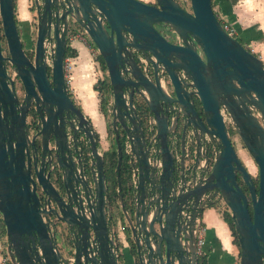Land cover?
<instances>
[{"label": "water", "instance_id": "obj_1", "mask_svg": "<svg viewBox=\"0 0 264 264\" xmlns=\"http://www.w3.org/2000/svg\"><path fill=\"white\" fill-rule=\"evenodd\" d=\"M188 2L187 10L175 0H66L63 8L61 0H32L34 38L27 52L13 0H0V219L10 264H122L110 235L116 221L124 223L119 229L132 264H198L193 222L215 194L233 222L238 264H264V65L225 32L211 0ZM68 19L69 30L94 46L106 70L115 172L119 139L129 150L135 179L118 194L116 211L102 170L106 150L97 152V135L67 93ZM160 28L178 41H167ZM45 39L53 40L48 65ZM130 49L142 52L152 78ZM6 63L21 84L20 97ZM158 71L167 74L170 93L158 84ZM29 110L37 125L31 133ZM224 118L257 168L256 190Z\"/></svg>", "mask_w": 264, "mask_h": 264}, {"label": "crops", "instance_id": "obj_2", "mask_svg": "<svg viewBox=\"0 0 264 264\" xmlns=\"http://www.w3.org/2000/svg\"><path fill=\"white\" fill-rule=\"evenodd\" d=\"M213 5L220 14L218 19L233 29L234 38L255 54L264 65V0H213ZM29 8V0H13V15L18 29L23 33H26L27 26L34 19V13ZM68 44L76 51V55L64 57L68 62L71 61L65 72L66 89L97 135V152L101 154L114 143L107 135L105 117L98 109L97 92L92 88L100 77V70L97 64L86 58L91 48L86 45L85 38L71 39ZM116 205L112 204L114 211L119 207L118 200ZM198 217L204 229L203 255L206 264H238V248L233 244L231 233L219 210L205 205ZM121 225L124 223L116 221L112 227L114 243L120 254L117 262L132 264L125 231L119 229ZM5 243V237H0V259L3 256L2 248L5 251Z\"/></svg>", "mask_w": 264, "mask_h": 264}, {"label": "flooded vegetation", "instance_id": "obj_3", "mask_svg": "<svg viewBox=\"0 0 264 264\" xmlns=\"http://www.w3.org/2000/svg\"><path fill=\"white\" fill-rule=\"evenodd\" d=\"M62 1V4H63V6H60L59 8H63V7H66V4H65V1L64 0H61ZM29 7H32L33 8V4H32V0L30 1V5H29ZM32 11V10H31ZM33 12V11H32ZM33 21H34V26H35V19H33ZM68 22V27H67V32H66V34H67V37H68V32H69V29H70V25H71V23L73 22L72 20H70V19H68L67 20ZM16 22V21H15ZM160 30H161V34L163 35V37H165V39L167 40V41H169V42H172V43H176L178 40H177V38H174L172 35H171V32H169L168 30H166V28H160ZM1 40V39H0ZM69 43V41H67V43H66V45H69L68 44ZM1 45V44H0ZM94 47V46H93ZM23 49H24V47H23ZM25 50V49H24ZM94 50L96 51V49L94 48ZM0 51H1V54L2 55H5V52L1 49V46H0ZM97 53V52H96ZM139 55L142 57V59H143V62L142 61H140L139 60ZM130 56L133 58V60L135 61V63L137 64V66L142 70V73L146 76V77H148V78H152L153 76H154V72L153 71H151V69L148 67V64L146 63V60H145V56L142 54V52H140V51H137V50H134V49H130ZM96 62V64H97V67H98V69L100 70V77H98L97 79H96V81L98 80V79H103V78H105L106 80H107V76H106V70L104 69H101L100 67H99V65H98V63H97V61H95ZM5 66H6V74L10 77V79H11V81H12V85H13V89H14V92L16 93V95L18 96V97H20V95H21V92H22V88H21V84H20V82H19V80H18V78H17V76L15 75V74H12V71H11V67H10V65L8 64V63H6L5 64ZM145 67V68H144ZM157 80H158V84L161 86V88L163 89V90H165L166 92H168V93H170V91H171V84H170V81H169V78H168V76H167V74L165 73V72H161V73H158L157 72ZM65 76H66V74H65ZM180 76L181 77H183V75L182 74H180ZM179 76V77H180ZM159 77L160 78H162V80H163V86L161 85V83H160V81H159ZM108 83V82H107ZM66 85V84H65ZM68 93V92H67ZM69 95V94H68ZM107 95H108V102H107V110L109 109V102H110V98H109V87H108V90H107ZM74 103V102H73ZM75 105V104H74ZM75 106H77V105H75ZM77 108H78V106H77ZM79 109V108H78ZM80 110V109H79ZM254 113V115H256V113L255 112H253ZM105 121H106V119H105ZM25 122H26V125H27V129H28V132L29 133H31V132H33L34 130H36L37 129V125H36V119H35V115L32 113V110H29L28 112H27V114H26V119H25ZM108 123H109V120H108ZM106 124H107V121H106ZM225 124V127H226V129H227V132H228V135H229V139H230V141H231V143H232V145H233V142H232V139H231V137H230V132H232V133H234L235 135H236V133L233 131V130H231V128H230V126H229V124L227 123V122H225L224 123ZM110 125V124H109ZM237 136V135H236ZM237 139L239 140V138H238V136H237ZM152 143H151V146H150V148H149V154L150 155H153L154 153H156V151H157V146H156V144H154V142L153 141H151ZM239 142H240V144H241V141L239 140ZM113 143H114V139H113ZM114 146V145H113ZM171 147L172 148H177L178 147V140L176 139V138H174V139H172L171 140ZM234 147V146H233ZM241 148L242 149H244V147H243V145L241 144ZM114 149H115V146H114ZM152 149H154L153 151H152ZM235 149V148H234ZM245 150V149H244ZM123 152L125 153V154H129V150H128V147H127V149H123ZM245 152H246V150H245ZM247 153V152H246ZM238 156V155H237ZM156 158L159 160V157L156 155L155 156V159L154 160H156ZM203 162V161H202ZM201 162V163H202ZM242 162V161H241ZM157 164V163H156ZM157 166H159V164L157 165ZM245 167V166H244ZM48 169H49V180H50V182L52 183V185L54 186V187H57V176H56V171L54 170V168H53V166L52 165H50L49 167H48ZM247 170V169H246ZM250 174V173H249ZM251 176V175H250ZM129 178H130V180L133 182L134 181V179H135V176H134V171H133V169H129ZM237 178V181H238V183H239V185H240V187H241V189H242V191H243V193L246 195V197H247V210H248V212H249V214L251 215V208H250V203H249V200H248V196H247V189H246V186L239 180V178H238V176L236 177ZM251 180H252V183H253V185H254V187H255V190H256V186H257V173H256V177H252L251 176ZM36 194H37V196H38V198H39V200H41L42 201V197H43V194H42V192H41V190L37 187L36 188ZM205 198V196H203L202 197V199H204ZM216 198H217V194H215L214 195V197L212 198V199H210L208 202H217V203H220V201H217L216 200ZM205 206V205H204ZM182 211H184V210H182ZM185 212H187V211H185ZM188 213V212H187ZM200 213V212H199ZM199 213L195 216V218H194V222H195V219H197V221H198V224H199V226H202L201 225V222H200V219H199V217H198V215H199ZM182 215V214H181ZM182 216H185V214H183ZM194 222H193V229H192V232H193V230L195 229V227H194ZM203 227V226H202ZM110 235L113 237V233L111 232L110 233ZM193 235H194V238H195V234L193 233ZM57 247L58 248H60V246H59V243L57 242ZM113 249H114V251H113V253H114V255H115V258L117 259V261H118V257H119V253H118V251H117V245H116V243H114V239H113ZM204 254V253H203ZM202 254V255H203ZM199 256H201V255H199ZM199 256H196L197 258L199 257ZM118 263H120V262H118ZM61 264H63V263H61Z\"/></svg>", "mask_w": 264, "mask_h": 264}, {"label": "trees", "instance_id": "obj_4", "mask_svg": "<svg viewBox=\"0 0 264 264\" xmlns=\"http://www.w3.org/2000/svg\"><path fill=\"white\" fill-rule=\"evenodd\" d=\"M213 6V0H211V7ZM30 10H32V7H30ZM15 19V18H14ZM34 34V31L32 32ZM0 39H2L1 31H0ZM92 45L91 43H89ZM93 46V45H92ZM64 56H75L76 51L71 48L69 45L65 46V51H64ZM95 61H97L99 67L101 69H105L102 58L96 53L94 55ZM92 88L97 92L98 96V109L99 111L103 114L105 117L107 124H106V129H107V135L109 136L110 140L113 141V132L110 128V125L108 123L107 119V102H108V95H107V90H108V83L105 78L103 79H98L92 86ZM119 143L121 145V151H120V164L116 170L114 171L115 165H116V158L117 154L115 149L113 148L112 145L103 153V161H102V170L104 174V181L107 189V196L108 199L110 200V204L116 205V202L118 200V194H123L125 192L126 188V183L129 178V163L127 161L128 157L127 155L123 152L122 150V143L123 140L119 139ZM115 174H118V177H115ZM117 180L119 184V191L117 190ZM206 206H212L215 207L219 210L221 217L223 221L227 224V227L231 233L232 236V242L237 246V240H236V234L234 231L233 227V222L230 217V214L228 210L224 207L222 204L221 206L217 202H207ZM0 237L1 239L4 237V226L3 223L0 219ZM238 248V247H237ZM4 252V253H3ZM2 254L5 255L4 249H2ZM198 264H206L205 261V256L201 255L198 257Z\"/></svg>", "mask_w": 264, "mask_h": 264}, {"label": "built area", "instance_id": "obj_5", "mask_svg": "<svg viewBox=\"0 0 264 264\" xmlns=\"http://www.w3.org/2000/svg\"><path fill=\"white\" fill-rule=\"evenodd\" d=\"M175 1L179 4V6L183 7L184 9H187V10L189 9L188 0H175ZM220 23H221L222 28L225 30V32L229 36L234 38L233 29L225 22L220 21ZM78 33L79 32H77V33L75 32L74 33V32H71L69 30V32H68V40L70 41L72 38L75 39ZM52 48H53V40L52 39H45V42H44V58H45V62H46L47 65L50 63ZM139 60L143 62V59H142V57L140 55H139ZM69 67H70L69 62L65 58L64 62H63L64 71L66 72V70L69 69ZM161 72H163V71H158V73H161ZM12 74H14V73L12 72ZM159 81H160L161 85L163 86L162 78L159 77ZM225 122L228 123V120L226 118H224V123ZM127 147H128L127 144H125L124 149H127ZM153 150L154 149H152V151ZM155 162L157 163V165L159 164V160L157 158H156ZM181 214L182 215L185 214V216H186L187 212L181 211ZM194 227H195V229L193 230V233L195 234V255L199 256V255H202L204 253V251H203V242H204L203 230L204 229H203L202 226H199L197 219H195ZM0 264H10L8 256H7L6 253H5V255H3L1 257Z\"/></svg>", "mask_w": 264, "mask_h": 264}, {"label": "rangeland", "instance_id": "obj_6", "mask_svg": "<svg viewBox=\"0 0 264 264\" xmlns=\"http://www.w3.org/2000/svg\"><path fill=\"white\" fill-rule=\"evenodd\" d=\"M30 1L31 0H29V5H30ZM151 2H153V0H149V3H151ZM211 8H212L213 12L215 13L216 17L219 18L220 14L217 11V7L215 5H213ZM33 31H34V21L33 20L27 26L26 33H23L21 30H19L20 38H21V41L23 42V47H24L25 51L30 50L32 48L33 38H34L33 35H32V32ZM70 42H71V40L69 41V43ZM85 43H86V45L89 48H91V51L89 52L90 54L88 53V55H86V58L89 61L91 59L92 62L94 64H96L95 59H94V55L96 54V51L94 50V47L92 45L88 44V40H86V39H85ZM0 44H1L0 45L1 46V49L5 52V44H4V42H3L2 39L0 40ZM68 57H73V56H68ZM70 63H71V61L69 62V64ZM89 72L92 73V71H87V73H89ZM230 137L232 139L233 146L235 148V151H236L239 159L242 161L243 165L245 166V168L247 169V171L250 173V175L252 177H256L257 168H256L255 164L253 163V161L251 160V158L249 157V155L245 152L244 149L241 148V144H240L239 140L237 139V136L234 133L230 132Z\"/></svg>", "mask_w": 264, "mask_h": 264}, {"label": "bare ground", "instance_id": "obj_7", "mask_svg": "<svg viewBox=\"0 0 264 264\" xmlns=\"http://www.w3.org/2000/svg\"><path fill=\"white\" fill-rule=\"evenodd\" d=\"M3 249V248H2ZM4 253V252H3Z\"/></svg>", "mask_w": 264, "mask_h": 264}]
</instances>
